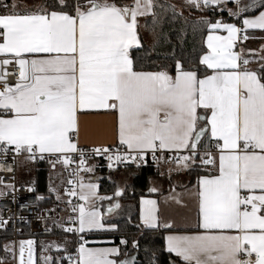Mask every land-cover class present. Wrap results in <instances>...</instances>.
Wrapping results in <instances>:
<instances>
[{"label":"snow or ice","instance_id":"snow-or-ice-1","mask_svg":"<svg viewBox=\"0 0 264 264\" xmlns=\"http://www.w3.org/2000/svg\"><path fill=\"white\" fill-rule=\"evenodd\" d=\"M187 3L213 16L226 11L242 26L203 17L190 23L175 5L160 0H0V164L26 155L69 168L73 154L79 157L66 181L67 199L49 189L69 213L52 224L79 239L78 254L45 255L43 264H161V252L174 257L168 264H264V55L251 58L255 54L235 50L238 41L249 39L248 30L264 31V0ZM140 18H150L144 27L153 43L147 47ZM179 19L184 24L177 27ZM189 28L192 42L199 34L206 47L195 60L183 54ZM161 47L168 48L171 66L151 67L150 57ZM253 63L259 66L250 67ZM8 66L16 71L9 74ZM81 115H115L117 143L86 153L78 146ZM96 157L106 159L109 170H125L123 185H115L110 196L81 175L95 171L97 165L88 161ZM149 157L170 182L173 172L196 176L191 187L179 193L170 187L164 197L165 205L187 209L189 201L194 203V234H174L176 224L160 203L141 199L140 223L134 227L167 231L163 249H141L136 239L132 252L126 239L119 241L123 250L87 247L83 234L118 231L102 202L110 201L107 216L119 212L120 198L132 188L128 181L140 179L136 172L150 167ZM169 162L176 167L164 173L160 164ZM8 191L17 189L4 185L0 197ZM8 223L0 219V227ZM35 244L22 240L3 250L16 260L18 248V264H37ZM42 248L67 251L60 244Z\"/></svg>","mask_w":264,"mask_h":264},{"label":"trees","instance_id":"trees-1","mask_svg":"<svg viewBox=\"0 0 264 264\" xmlns=\"http://www.w3.org/2000/svg\"><path fill=\"white\" fill-rule=\"evenodd\" d=\"M10 2V0H9ZM127 3H131L132 0H125ZM160 2L173 4L176 6V9L178 12L183 13V17L187 18V20L191 23L193 21H199L202 17L208 18V19H221L225 22H234L235 18L229 17L228 13L225 12H219L213 16L209 11H198L189 5L187 6H179L180 0H160ZM230 8H233V5H229ZM168 16H171V12L167 13ZM246 16H252L251 13L245 14ZM150 18H144L140 19V29L139 33L142 38V43L145 45V47L151 45L153 43V37L151 33L145 29L144 24L146 20ZM184 24L183 19H179L175 21V26L179 27ZM167 27V26H166ZM254 34H264V31H253V32H247V35L249 39H254ZM204 37L206 38L207 33L205 32ZM264 38V36H263ZM261 39L260 42L264 45V39ZM201 37L199 34L196 36L195 43L191 40V28H189V42L186 45L185 49L183 50L184 56L191 57L192 59H198L200 55H202L203 51H206V47H204L201 42ZM256 40V39H255ZM257 41V40H256ZM168 48L167 47H161L156 52H153V55L150 57V61L155 62L150 64L151 67H155L156 64H164L168 63L169 66H171V61L166 59V56L168 55ZM135 54V53H134ZM259 66V65H258ZM150 167H146L142 171H137L136 175L140 177L139 180H133L132 179V188L128 190L126 195L121 198L123 203L125 205H130L133 207V211L129 218L124 217L117 220H113L112 222L116 224L118 231L111 232L110 233H97V234H89V236H95V237H106V236H114L117 239H126L129 241L128 245V251L132 252L131 248V241L133 239H136L139 241L141 249L144 247L148 248H156V249H163L165 247V239L164 234L165 231L161 230L160 232H153L151 230H143L141 232L137 228L134 227V225L139 224V216H138V202L142 196H145L149 192V186L150 181H152L154 178H157L159 176L156 165H153L152 163L149 164ZM34 166L35 170V177L31 181V184H33L39 194L44 197V200H42V205L45 207H50L52 205H55L57 201L55 200L54 196L50 192L51 184L53 183L54 178L64 176L66 180L69 179L67 173L65 170L58 168L57 170H52L48 164H35ZM98 169L96 170L95 176L97 177L95 179L99 181L100 183V193L101 195H112L116 183L111 182L110 175L112 176L113 173L123 170H108L104 167V163L99 161L98 163ZM162 166V165H160ZM161 170V169H160ZM187 176L190 178V182L193 183L196 180L195 175H189L187 173ZM153 195V194H148ZM65 235L68 236L66 233L63 232H55L53 236H60ZM28 237H32L29 235H26ZM71 237V236H69ZM73 238V252L75 251L76 247V240ZM86 238V235H85ZM87 239V238H86ZM14 237L12 233H6V232H0V260H4L5 258V252L3 250V246L5 244H8V242H13ZM119 244V243H117ZM122 250L124 249V246L122 247ZM144 253L143 251L140 252V257L143 259ZM174 257H170L167 252H161L160 253V262L161 264H168V261L170 259H173ZM66 264V261L64 262Z\"/></svg>","mask_w":264,"mask_h":264},{"label":"crops","instance_id":"crops-1","mask_svg":"<svg viewBox=\"0 0 264 264\" xmlns=\"http://www.w3.org/2000/svg\"><path fill=\"white\" fill-rule=\"evenodd\" d=\"M233 10L235 11V8H233ZM247 17L252 18V16H247ZM140 19H144V18H140ZM230 23H235L238 27L242 26V21L237 20V19H235L234 22H230ZM253 31H260V30H252V29L248 30V32H253ZM218 34L227 35V33H223V32L218 33ZM243 34L244 33H242L241 35ZM253 36H254V39L252 38L246 41H242V40L238 41L235 50L243 51L245 55H248L249 52L255 54V56L251 58H257L259 55H264V45H262L263 43L260 42L264 34H254ZM250 67L256 68L258 67V64L256 63L250 64ZM79 126H80V131H79L78 146L81 149L86 150V149L95 148L98 146H111L117 143L116 116L115 115H81ZM175 167L176 165L166 166L162 164V166H160V168H162V171L164 173H167L169 168H175ZM84 178L86 180L95 181L93 177H84ZM55 180H57L59 183V186L63 188V190L60 193L61 197L63 199H67V197L64 196V189H65V184L67 180L64 178L63 174L59 178L58 177L54 178L53 183L55 182ZM194 183L195 181L193 183L190 182V178L187 176V172H179V173L173 172V179L171 182L167 179L166 175L165 176L159 175L157 178H154L151 181L149 189L151 186H156L161 189V192L152 193L149 191L148 194H153V195L147 194L145 196H142L140 200L141 199H156L161 205V210L164 213V216L168 217L170 221L175 222L176 231L174 234H178V235L179 234H183V235L194 234V231H195L194 203L192 201H189V208L187 209L182 208L178 205L172 204L171 202L168 205L164 204V197L169 196L170 187H175L176 191L179 193L184 190L183 186L188 185L189 187H191L192 184ZM50 192L52 193L55 200L57 201L56 193L52 191ZM120 202L122 204V209L113 216H107V207L109 206L110 201L102 202V205L107 204V207L105 205L104 209H102V211L106 215V219L110 221L120 219L119 214H121L125 209H128L127 218L130 217L133 211V207L130 205L128 206L125 205L123 201L121 200V198H120ZM139 202H138V216H139V221H140L141 207H140ZM108 233L111 234V232H108ZM167 234L169 233L165 231L164 239ZM85 235L87 238L86 240L89 241V243L87 244V247H91V248L112 247V246H119V247L122 246L123 247V245L117 244L119 243L121 239H117L114 236L95 237L91 235L89 236L88 233H85ZM20 238H23V239H20ZM20 238L17 240L14 239L16 243L18 242V240L32 239L33 237L23 236ZM35 239H36L35 256L38 259V261L41 262L42 264H43V257L45 255H50V256H53L59 259L61 255L66 257L68 254H76V255L78 254L79 244L75 241L76 247H75V251L73 252L72 250L73 249V238L69 236H65V235L64 236L63 235L48 236V237H40V238H35ZM49 244H60L62 247L66 248L67 251L61 254V253L56 252L55 248H53L49 250L48 252H44L42 246L49 245ZM165 244H166V241H165ZM17 254H18V248H17ZM14 264H18L17 259L14 261Z\"/></svg>","mask_w":264,"mask_h":264},{"label":"built area","instance_id":"built-area-1","mask_svg":"<svg viewBox=\"0 0 264 264\" xmlns=\"http://www.w3.org/2000/svg\"><path fill=\"white\" fill-rule=\"evenodd\" d=\"M0 71H3V69L0 68ZM15 71L16 69L13 66H8L7 72L9 74ZM8 78L10 82H14L15 80V77L12 75H9ZM90 150L91 149L85 150V152H90ZM24 159H27L26 155H20L15 158V163H12V158L11 156H9V162L7 165L0 164V179L3 180V184H0V191L4 190V185L12 184H14L17 189L15 193L8 191L6 197H0V219H7L9 221L6 227H0V231L13 233L16 239L27 234L32 236L52 235L56 229H60L53 226L52 220L62 222V220L67 219L69 213L64 210L65 205L63 204H55L50 207L43 206L41 200L37 199V196L40 194L35 187V192L29 193L27 191V187L29 185L23 184L20 177V162ZM94 159H100L101 162L104 163V166L108 169V162L106 159H104L103 157H96ZM166 159L171 161V154H168ZM45 162L48 161H30L31 164H40ZM78 162L79 157L74 155L73 163L71 164L69 172H73ZM150 163H152L151 157H149V164ZM49 164L52 166L51 163ZM172 164L173 163L171 162L167 163V165ZM57 165H59V163H57L55 167ZM81 175L87 176L88 173H81ZM13 197H15V202H13ZM53 208L57 209V211L51 212L50 209ZM40 217H50L51 219L44 220L40 219ZM69 234L73 235L71 233ZM70 256L75 258L74 255Z\"/></svg>","mask_w":264,"mask_h":264},{"label":"rangeland","instance_id":"rangeland-1","mask_svg":"<svg viewBox=\"0 0 264 264\" xmlns=\"http://www.w3.org/2000/svg\"><path fill=\"white\" fill-rule=\"evenodd\" d=\"M187 4L188 3H187L186 0H180L179 6H186ZM89 165H91V164H89ZM160 169L162 171V168H160ZM20 170H21V178L23 179V182L27 183V184H30L31 181L33 180V178L35 177L34 166H31V164H29V162H27L26 160H23V161L20 162ZM123 171L115 172V173H113L112 176L110 175L109 177L111 178V182L112 183L115 182L116 184L122 186L123 185L124 176H125V170H123ZM93 182H96V183H98L100 185L98 180L93 181ZM128 182L131 184L132 183V179H130ZM52 187L54 189H56L59 193H61V191L63 190V188L61 186H59V183H58L57 180H55V182L51 184V188ZM105 205L107 207V204H105ZM105 205H102L101 210L104 209ZM119 216H120V218L127 217L128 216V209H125L121 214H119ZM111 221H113V220H111ZM20 239H23V238H20ZM24 240H29V239H24ZM32 240L36 241L35 237H33ZM19 241H22V240H18V242ZM13 242H16V241L13 240ZM13 242H10V243L8 242V244H11ZM35 246H36V244H35ZM35 259L37 261V264H42L41 262L38 261L36 256H35ZM25 260H27V252H25ZM4 261H5V264H14L15 260L12 259L10 254H6L5 253ZM17 262H18V254H17Z\"/></svg>","mask_w":264,"mask_h":264},{"label":"bare ground","instance_id":"bare-ground-1","mask_svg":"<svg viewBox=\"0 0 264 264\" xmlns=\"http://www.w3.org/2000/svg\"><path fill=\"white\" fill-rule=\"evenodd\" d=\"M89 149H93V148H89ZM86 150H88V149H86ZM74 156V155H73ZM24 160H26L27 162H29V164H31L30 163V161L28 160V159H24ZM21 161H23V160H21ZM99 161H101L100 159H93V160H90V161H88V163L89 164H91V165H98V163H99ZM40 164H48L49 166H50V168L52 169V170H57L58 168H61V169H63V170H65L66 171V173H67V175H68V177H69V170H70V167L69 168H65L62 164H59V165H57L56 167H52L48 162H45V163H40ZM40 164H38V165H40ZM151 164V163H150ZM166 165V166H173V165H175V164H172V165H167V164H165V163H161L160 165ZM32 165H35V164H31V166ZM105 167V166H104ZM106 168V167H105ZM98 169V166L96 167V169H95V171L93 172V173H88V175L87 176H84V177H93L94 179H96L97 177L95 176V173H96V170ZM109 170V169H108ZM118 170H123V168H120V169H118ZM20 177H21V170H20ZM70 178V177H69ZM21 182L23 183V184H25V185H29V186H33V187H35L33 184H27V183H24L23 182V179L21 178ZM65 188H67L69 185H67V183L65 184ZM36 188V187H35ZM37 189V188H36ZM41 196V195H40ZM56 204H63L62 202H58L57 201V203ZM64 205V204H63ZM0 232H4V231H0ZM55 232H63L61 229H56L55 230ZM55 232L52 234V235H48V236H53L54 234H55ZM7 233V232H6ZM8 233H10V232H8ZM64 233V232H63ZM13 234V233H12ZM68 236H71V237H74L75 238V240H76V242L79 244L80 243V241H79V239L76 237V236H73V235H70L69 233H66ZM27 235H29V234H27ZM84 235V239H86L85 238V234H83ZM26 236V235H25ZM29 236H32V235H29ZM48 236H32V237H35V238H40V237H48ZM13 237H14V235H13ZM14 239H16L15 237H14ZM17 239H19V238H17ZM16 239V240H17ZM70 255H74L75 257L77 256L76 254H68L67 256H70ZM66 256V257H67ZM66 264H67V261H66Z\"/></svg>","mask_w":264,"mask_h":264}]
</instances>
